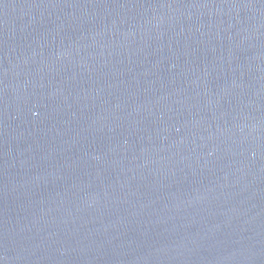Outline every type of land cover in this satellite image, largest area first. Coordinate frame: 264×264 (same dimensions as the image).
<instances>
[{"label": "water", "instance_id": "obj_1", "mask_svg": "<svg viewBox=\"0 0 264 264\" xmlns=\"http://www.w3.org/2000/svg\"><path fill=\"white\" fill-rule=\"evenodd\" d=\"M0 264H264V0H0Z\"/></svg>", "mask_w": 264, "mask_h": 264}]
</instances>
